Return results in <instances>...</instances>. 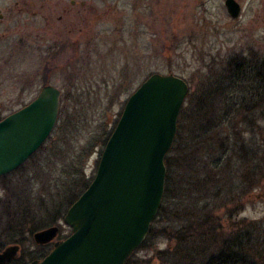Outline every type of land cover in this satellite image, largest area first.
<instances>
[{
	"label": "rangeland",
	"instance_id": "rangeland-1",
	"mask_svg": "<svg viewBox=\"0 0 264 264\" xmlns=\"http://www.w3.org/2000/svg\"><path fill=\"white\" fill-rule=\"evenodd\" d=\"M236 1L241 7L237 18L230 17L224 0H0L1 114L21 108L43 85L51 84L61 91L60 105L75 117L72 123L63 117L58 125L64 124L50 134L45 147L19 171L0 179V199L7 187L23 185L28 191L31 186L37 217L50 226L48 210L59 203L58 188L68 171H79L83 179L94 175L101 139L147 76L158 72L183 78L189 88L182 107L189 108L206 81L228 73L230 58L264 60V0ZM76 118L80 129L74 132ZM260 123L257 140H251L241 124L245 147L260 143L261 148L253 160L233 162L238 173L233 185L222 178L216 186L204 177L206 183L197 187V198L207 204L203 226L194 224L181 241L172 234L180 222L174 224L170 235L153 237L137 248L130 264H205L226 241L254 225L249 252L255 264H264V120ZM228 132L233 131L228 127ZM231 135L232 142L240 140ZM207 144L199 145L196 159L215 157L216 150ZM196 159L194 155L195 164ZM196 210L200 214L199 203ZM57 223L58 238L70 233L62 217ZM168 223L163 218L156 227ZM23 235L27 241L20 250L27 259L37 248L28 232ZM49 249L46 245V252Z\"/></svg>",
	"mask_w": 264,
	"mask_h": 264
},
{
	"label": "water",
	"instance_id": "water-1",
	"mask_svg": "<svg viewBox=\"0 0 264 264\" xmlns=\"http://www.w3.org/2000/svg\"><path fill=\"white\" fill-rule=\"evenodd\" d=\"M224 5L231 18L239 16L236 0ZM188 88L180 76L154 72L128 96L93 178L62 217L70 233L57 240V225L36 230V245H53L27 264L126 263L145 241L161 205L165 157ZM60 99L59 88L45 84L31 101L0 119V177L21 166L50 136ZM19 251L15 243L1 249L0 264H10Z\"/></svg>",
	"mask_w": 264,
	"mask_h": 264
},
{
	"label": "trees",
	"instance_id": "trees-1",
	"mask_svg": "<svg viewBox=\"0 0 264 264\" xmlns=\"http://www.w3.org/2000/svg\"><path fill=\"white\" fill-rule=\"evenodd\" d=\"M228 62V73L222 75L220 79L218 77L217 81L213 79L206 81L197 102L189 108L182 107L180 111L175 138L165 157L166 178L163 199L157 215L151 223L150 231L141 245L143 247L153 237L170 235L169 230L173 229L176 223L180 222V227L173 230L172 234L181 241H184L183 239L191 232L194 224L198 225L197 222H199L200 227L203 226L204 207L207 204L201 203L202 199L199 195L197 198L196 189L203 187L206 183L204 177L215 181L216 186L222 178L229 182L231 179L230 184L233 185L232 181L238 175L233 162L238 160L240 163L244 159L253 160L259 155L257 152L258 148H261L260 143L245 147L247 145L244 143V139L241 140V129H243L241 124L245 123L244 130L251 135V140H257V133L261 129L260 121L264 120V60L258 62L244 56L241 59L232 57ZM227 74L228 76H226ZM235 115L236 117L239 115L238 121H236V117H233ZM4 116L0 112V119ZM63 117H66L70 123H72V118L75 119V117H70L68 107L61 103L59 117L51 133L62 127L64 123L58 125V122ZM184 121L188 126L187 130ZM78 122L79 119L76 118V122L72 125L74 127L72 131L76 132L80 129ZM116 122L101 139L103 147ZM228 127L233 131L230 134ZM238 128L239 130H237ZM231 134H237L240 140L232 142ZM203 137L206 139L204 142H208L207 146L216 150L215 157L210 160L203 157L196 159V150L200 144L204 143L199 140ZM210 137L213 141L210 140ZM49 139L50 136L38 150L45 147ZM194 155L197 167L195 161L193 162ZM23 164L11 173L1 176L0 179H5L8 175L19 171ZM193 164L195 165L193 166ZM78 173L79 171H68L65 183H62L58 188L61 194L59 203L54 204L53 210H48L47 219H42H46L47 224H57L67 208L93 178L92 176L83 179L77 176ZM196 178H198V182ZM23 188V185L13 186L11 189L7 187L4 198L0 199V250L7 242L23 246L27 241V237L23 233L28 232V240L31 241V239L33 240L32 234L45 227V224L43 226V222L38 219L37 212L31 204L32 187L28 186V191ZM198 203L200 214L198 210L195 212ZM163 218L169 223L158 230L156 222L162 221ZM182 221L185 222V225H182ZM248 227L245 228L241 236L236 235L235 239L226 241L217 256L209 258L205 264H247V262L255 264L249 250L257 226ZM192 236L194 234L190 235L191 238ZM35 246L36 254L28 255L27 259H39L46 253V245L35 244ZM254 253L259 254L257 251ZM23 257L25 255L21 249L19 255L10 264H27V259ZM22 259L24 260L22 261ZM125 264H130V258Z\"/></svg>",
	"mask_w": 264,
	"mask_h": 264
},
{
	"label": "flooded vegetation",
	"instance_id": "flooded-vegetation-1",
	"mask_svg": "<svg viewBox=\"0 0 264 264\" xmlns=\"http://www.w3.org/2000/svg\"><path fill=\"white\" fill-rule=\"evenodd\" d=\"M54 225H56V224H54ZM57 226L59 227V230H60V225H59V223H57ZM59 235V234H58ZM67 237V235L66 236H63V237H61V238H58V236H57V240H61V239H64V238H66ZM46 245H50V249L52 248V245H53V243L51 242V243H49V244H46ZM21 248V247H20ZM49 249V250H50ZM49 250H48V252H49ZM48 252H46L45 254H44V256L48 253ZM132 255V254H131ZM44 256H42L41 258H43ZM40 258V259H41ZM130 258V257H129ZM128 260V259H127Z\"/></svg>",
	"mask_w": 264,
	"mask_h": 264
}]
</instances>
